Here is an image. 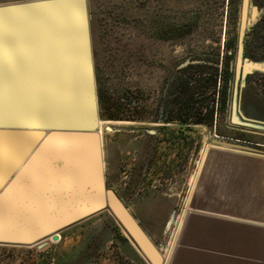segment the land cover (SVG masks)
Masks as SVG:
<instances>
[{"label": "water", "instance_id": "obj_1", "mask_svg": "<svg viewBox=\"0 0 264 264\" xmlns=\"http://www.w3.org/2000/svg\"><path fill=\"white\" fill-rule=\"evenodd\" d=\"M100 126L88 0L1 4L0 246L42 249L106 213L146 264L165 263L107 186ZM211 143L264 157L261 145L217 135Z\"/></svg>", "mask_w": 264, "mask_h": 264}, {"label": "rangeland", "instance_id": "obj_2", "mask_svg": "<svg viewBox=\"0 0 264 264\" xmlns=\"http://www.w3.org/2000/svg\"><path fill=\"white\" fill-rule=\"evenodd\" d=\"M22 1L28 0H0V5ZM88 2L96 73L101 72L105 50L117 47L125 54L136 48L154 47L166 53L176 51L173 56L177 59L185 51L189 59L204 55L220 60L229 55L234 59L230 108L225 115L217 113L213 126H192V131L187 132L185 151L178 145L175 155L162 144L151 159L145 148L148 140L137 132L132 120L114 126L120 133H106L107 124L101 122L107 186L117 193L164 257L178 220V227L182 223L180 216L191 185L193 191L207 153L212 150L211 138L217 135L261 145L259 149L264 152V0H230V4L229 0ZM185 23L192 26L184 43L162 42L155 36L157 31L175 30ZM233 38L237 39L236 49L228 51L226 44ZM246 47L252 59L246 55ZM251 63L261 69H251ZM244 70L248 72L245 77ZM126 74L127 80L120 88L132 92L130 69ZM211 92L205 95L210 101ZM239 129L261 134L244 132L248 135L244 137ZM159 140L157 137L156 143ZM116 226L108 214L97 216L61 233L59 242L48 240L40 250L0 248V264H146L132 243L119 237Z\"/></svg>", "mask_w": 264, "mask_h": 264}, {"label": "crops", "instance_id": "obj_3", "mask_svg": "<svg viewBox=\"0 0 264 264\" xmlns=\"http://www.w3.org/2000/svg\"><path fill=\"white\" fill-rule=\"evenodd\" d=\"M212 150L193 191L191 185L164 264H264V158Z\"/></svg>", "mask_w": 264, "mask_h": 264}, {"label": "flooded vegetation", "instance_id": "obj_4", "mask_svg": "<svg viewBox=\"0 0 264 264\" xmlns=\"http://www.w3.org/2000/svg\"><path fill=\"white\" fill-rule=\"evenodd\" d=\"M263 19L264 17L261 21ZM191 26L185 23L175 30L157 31L155 36L162 42H174L175 45L177 42L184 43ZM151 44L154 46L155 41ZM175 52L169 50L166 53L151 47L136 48L133 53L125 54L122 48L106 49L101 72L96 73L99 115L101 122L107 124L105 132L120 133L121 131L114 129V126L123 123V120H132V124L137 126L135 127L137 132L142 133V137L146 136L148 140L149 145L145 148L151 159L154 158L156 147L160 149L159 146L162 144L168 145L174 154L178 145L181 151L186 149L189 68L200 70L209 67L220 72L229 69L233 73L235 69L234 59L229 55L223 57V60L214 55L189 59L185 51L184 56L177 59L173 56ZM249 52L246 47V55L252 59ZM189 60L198 63L188 64ZM127 69H130L133 75L132 92L120 88L127 80ZM215 113L217 117V111ZM157 137L160 140L156 143ZM145 148L142 152H145Z\"/></svg>", "mask_w": 264, "mask_h": 264}, {"label": "trees", "instance_id": "obj_5", "mask_svg": "<svg viewBox=\"0 0 264 264\" xmlns=\"http://www.w3.org/2000/svg\"><path fill=\"white\" fill-rule=\"evenodd\" d=\"M236 46L237 39L233 38L228 42L227 49H235ZM233 76V71H230L229 69L220 72L218 69L213 70V68L209 67L200 70L198 68H189L187 90L188 131H192V126L194 125H204L208 127L213 126L216 119V111L217 113L222 112L224 115L227 113L228 109L231 106ZM219 82L221 83L220 87H218ZM208 90H212L210 97L212 101L206 99L205 97V95H207ZM216 96L218 107L216 104ZM239 134L244 137L248 136L244 132ZM104 214L106 213H103L101 215ZM116 230L118 232L119 237L123 241L127 242V238L123 235L122 231L118 226H116Z\"/></svg>", "mask_w": 264, "mask_h": 264}, {"label": "bare ground", "instance_id": "obj_6", "mask_svg": "<svg viewBox=\"0 0 264 264\" xmlns=\"http://www.w3.org/2000/svg\"><path fill=\"white\" fill-rule=\"evenodd\" d=\"M210 144H208L207 146H206V148L209 146ZM209 152V151H208ZM207 153V152H206ZM208 154V153H207ZM203 165V164H202Z\"/></svg>", "mask_w": 264, "mask_h": 264}]
</instances>
